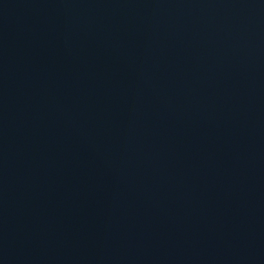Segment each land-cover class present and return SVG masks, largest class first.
Masks as SVG:
<instances>
[{
  "label": "water",
  "instance_id": "water-1",
  "mask_svg": "<svg viewBox=\"0 0 264 264\" xmlns=\"http://www.w3.org/2000/svg\"><path fill=\"white\" fill-rule=\"evenodd\" d=\"M0 264H264V0H0Z\"/></svg>",
  "mask_w": 264,
  "mask_h": 264
}]
</instances>
